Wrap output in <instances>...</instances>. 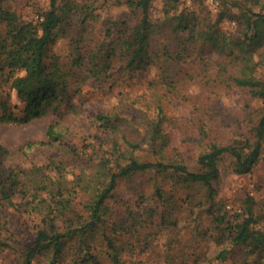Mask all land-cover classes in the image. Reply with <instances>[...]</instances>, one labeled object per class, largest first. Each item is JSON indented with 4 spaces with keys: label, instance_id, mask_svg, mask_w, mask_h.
<instances>
[{
    "label": "trees",
    "instance_id": "16d2710c",
    "mask_svg": "<svg viewBox=\"0 0 264 264\" xmlns=\"http://www.w3.org/2000/svg\"><path fill=\"white\" fill-rule=\"evenodd\" d=\"M177 1L165 0V5L170 6ZM118 2L127 6L131 16L138 14L139 21L131 26L128 20L107 19L105 34L110 38L107 47L104 41L95 37L93 27L88 31L84 27L70 33L69 19L64 25H57L55 0L50 1L42 22L37 24L21 23L14 12L0 7V22H4L6 27L4 34L0 35V77L5 76L21 105L19 112L14 113L6 101L0 100V122L26 124L47 114L57 118L55 124L47 127L44 140H29L13 149L0 145V251H9L11 264H101L99 257H105L109 264H132L137 255L148 250L151 236L165 226L168 218L165 210L159 211L158 205L151 204H146L139 213L127 207L125 218H114L106 200L115 198L118 180L129 181L153 171L155 174L177 175L184 182L208 184L218 177V162L223 155L233 158L231 170L236 175L251 174L258 164L264 140V113L251 136H246L242 143L236 138L226 144L211 143L198 158L197 167L190 170L180 152L176 151L174 157H169L158 143L163 138L159 134V121L149 118L140 131L138 126L144 122L145 115L132 118L125 115L121 119L114 108L97 114L96 118L111 134L119 132L121 142L113 139L111 146L102 148L92 175L77 177L71 191L66 189L62 179L47 174L64 164L74 151L64 149L59 143L63 135L60 125L70 115L80 114V107L72 101L83 89L77 81L80 73L86 74V82L100 83L122 73H136L149 65H159L165 75L172 70V65L193 56V45L202 44L221 55L231 56L237 64L235 73L226 72L223 77L226 86H264L254 75L252 53L243 47L245 44H262L264 0H246L241 7L244 33L238 41L219 33L212 24L196 29L197 23L186 14L166 17L162 24L168 22L170 32L178 34V37L174 39L176 49L171 50L164 45L162 51L161 46L152 45L153 36L160 34L162 25H153L149 20L150 0ZM252 5L259 6V10L251 11ZM89 17L85 14L79 22L84 24ZM182 33L188 34L187 41L192 40L190 45L182 38ZM63 37L69 38L68 54L65 57L48 56V46ZM233 46L237 47V52L233 51ZM148 95L155 108L161 110L160 89L154 88ZM143 143H147V151L152 156L158 157L155 162H144ZM47 147L53 152L44 162L24 167L23 161L29 157L28 154L36 148ZM105 169H112L107 185ZM153 187V197L162 204L161 189L157 185ZM97 188H102L98 194ZM83 192L88 198L79 203L80 210L73 203L69 205V198ZM7 207L31 219V243L25 244L16 238L2 214ZM61 217L62 226H59L56 221ZM34 219L37 220L35 224ZM213 220L218 222L217 217ZM246 234V229L224 233L213 258L224 262L235 247L250 246ZM167 248L170 251V243ZM249 255L257 256L258 260H251ZM128 257L130 261L127 262ZM166 263H170L168 258ZM240 264H264V246H253Z\"/></svg>",
    "mask_w": 264,
    "mask_h": 264
},
{
    "label": "rangeland",
    "instance_id": "374dc122",
    "mask_svg": "<svg viewBox=\"0 0 264 264\" xmlns=\"http://www.w3.org/2000/svg\"><path fill=\"white\" fill-rule=\"evenodd\" d=\"M50 1L0 0V7L14 12L21 23L37 24L42 22ZM118 1L55 0L57 25H64L69 19L71 25L67 28L70 33L81 31L84 27L88 31L93 27L95 37L104 41L107 47L110 44V38L105 34L107 19L118 22L128 20L131 26L139 21L138 14L131 16L127 6ZM245 3L246 0H178L166 6L165 0H150L149 20L153 25H162L160 34L153 36L152 45L161 46L160 51L164 45L171 50L176 49L174 39L178 34L170 32L168 22L162 23L166 17L181 13L197 23L196 29L212 24L219 33L238 41L244 33L240 10ZM165 9L168 12L165 13ZM251 9L257 11L259 6L252 5ZM85 14L90 17L81 24L79 18ZM5 29V23L0 22V35ZM42 30L41 25L40 36ZM181 36L187 41V33ZM191 43L189 39L187 45ZM193 47V56L172 65V70L165 75L159 65H149L136 73H122L100 83L86 82V74L80 73L77 81L83 89L72 100L80 107V114L70 115L60 125L63 135L59 143L64 149L74 151L64 164L56 170L49 169L47 174L62 179L66 189L71 191L77 177L92 175L102 148L111 146L113 139L121 142L119 132L111 134L96 118L97 114L114 108L121 119L125 115L130 118L145 115L144 122L138 126L140 131L149 118L159 121V134L163 138L158 143L169 157H174L176 151L180 152L190 170L197 167L198 158L211 143L226 144L234 138L242 143L246 136H251L260 115L264 113V86H226L222 81L226 72L235 73L238 70L232 57L221 55L210 46L197 44ZM243 47L252 53L254 75L264 83V39L260 46L254 43ZM68 51L69 38L63 37L48 46L47 55L65 57ZM233 51L237 52V47L233 46ZM154 88L160 89L161 110L155 108L148 95ZM0 100L6 101L14 113L19 112L21 105L16 92L5 81V76L0 77ZM56 121L54 115L47 114L26 124L0 122V145L13 149L29 140H44L47 127ZM142 149L144 162L158 159L147 151V143H143ZM52 152L53 149L48 147L34 149L28 158H22L24 167L44 162ZM232 168L233 158L226 154L218 162V177L208 184L184 182L177 175L155 174L153 171L129 181L118 180L115 198L106 200L114 218H125L127 207L139 213L146 204L158 205L159 211L167 212L165 226L151 236L148 250L137 255L132 264H240L253 246H264V140L260 159L251 174L236 175ZM111 170H104L107 173L105 185L109 183ZM153 185L162 191V204L152 195ZM100 190L102 188L96 189L97 194ZM72 197H68L71 201L69 205L73 203L80 210L79 203L86 201L88 195L83 192ZM2 214L16 238L25 244L31 243V219L9 207L4 208ZM214 217L218 222L214 223ZM62 221V217L58 218L57 225L62 226ZM33 223L37 220L34 219ZM223 229L226 230L223 232ZM242 229L247 230L246 241L250 246L235 247L224 262L215 260V249L222 242L224 233H238ZM169 243L170 251L167 248ZM249 256L251 260H258L255 255ZM167 258L170 263H166ZM98 260L101 264H109L105 257ZM126 261H130L129 257ZM11 263L9 251H0V264Z\"/></svg>",
    "mask_w": 264,
    "mask_h": 264
}]
</instances>
